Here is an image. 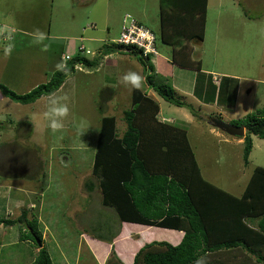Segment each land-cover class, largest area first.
Masks as SVG:
<instances>
[{"label": "rangeland", "instance_id": "374dc122", "mask_svg": "<svg viewBox=\"0 0 264 264\" xmlns=\"http://www.w3.org/2000/svg\"><path fill=\"white\" fill-rule=\"evenodd\" d=\"M234 1L209 0L204 41L192 44V57L201 61L202 70H181L179 72L184 78H169L171 83H182L180 86H184L189 84L187 78L190 77L195 84L192 89L195 90L202 88L195 87L202 83L204 89L199 96L193 90L185 93L176 90L179 96L192 104L194 113L169 104L158 96L147 86L143 67L138 66L140 62L129 54L127 58L122 57L126 54L118 53L116 61L115 52L107 60L103 57L94 68L78 65L54 98L44 97L36 105L25 106V110L15 111L17 114L11 116L6 113L9 121L0 122V129H12H5V138L10 141L0 139V170L5 171L0 172V182L22 183V186L7 189L21 198L25 195L18 190L24 192L23 189L27 187H30L29 191L40 192V196L35 194L34 197L39 206L34 214L41 218V231L47 235L46 247L54 264H85L83 253L89 251L79 244L83 241L81 234L107 238L119 233L118 229L121 231L115 210L102 205L93 164L101 119L115 116L119 133L123 134L126 130L124 111L132 106L134 86L124 82L125 74L138 73L142 77L140 88L161 102L160 121L186 130L201 175L209 184L238 197L237 193L249 183L256 167L264 168V139L252 137L254 147L246 165L244 138L229 136L208 122L212 117L236 125L234 122L264 109V0ZM68 2L71 4L70 0H65L60 6L47 9L38 0H0V45L6 46L4 42L11 34L14 49L8 57H13L17 71L25 69L30 72L24 83L15 85L18 90L43 80L44 76L47 81L45 74L51 65L55 62L58 63L57 67L60 62L63 64L60 55L67 50L68 44H73V48H69L65 55L97 60L108 47L118 44L126 15L137 22V19L143 21L144 27L153 30L156 37L161 31L160 0H95L87 6L78 7V10H73L74 5L71 4L72 9L66 10L62 5ZM28 8L36 16L34 24L26 27L32 32L23 34L7 29L4 21L16 27L17 17L14 15L26 13ZM37 30L44 32L43 39L36 36ZM81 46L85 48L83 53H80ZM171 50V47L158 42L159 52L168 55ZM3 71L0 68V76ZM191 81L189 86H192ZM213 99L216 101L209 103ZM53 101L56 105L66 103L69 108L65 117H55L61 122V127L57 129L50 126L54 118L51 112ZM10 133L13 134L12 138ZM90 181L95 183L92 193L85 187ZM25 183H29V186ZM5 190L2 188L0 191ZM10 201V194H0L1 218L9 219L2 207L10 204ZM23 202L28 204L27 199H23ZM230 205L224 209L225 214L234 213ZM26 209L10 212V219L15 220ZM150 228L152 230L147 234H141L138 226H124L125 234L132 238L122 241L127 245L125 254L130 255L129 248L137 251L155 241L176 245L178 236L175 231ZM10 230L11 235L1 237L3 246L7 239L18 240L24 228L15 225ZM150 235L153 239L149 238ZM112 249L120 258L117 248L112 246ZM103 250L106 252V248L103 247ZM34 258L32 249L21 243L0 250V264H31ZM229 259L234 264L245 260L240 254ZM255 259L254 256L252 261Z\"/></svg>", "mask_w": 264, "mask_h": 264}, {"label": "trees", "instance_id": "16d2710c", "mask_svg": "<svg viewBox=\"0 0 264 264\" xmlns=\"http://www.w3.org/2000/svg\"><path fill=\"white\" fill-rule=\"evenodd\" d=\"M208 3L209 0H160L161 31L156 37L157 44L161 41L172 48L171 62L179 68L202 70L201 61L192 57V44L204 41ZM138 24L144 26L141 21ZM152 33L155 34L153 30ZM108 48L97 60L90 61L79 55L71 57L66 68L60 67L49 82L28 93L18 94L1 82L0 92L15 103L33 104L54 95L76 71L77 64L94 68L105 55L115 52L129 54L140 62L147 86L158 96L194 113L192 104L179 96L171 81L157 73L151 56L145 57L142 50L119 44ZM198 86L202 88L195 90L197 96L204 89L202 83ZM109 98L106 100L110 101ZM131 104L124 111L123 134L119 133L115 116L101 119L93 175L98 179L102 205L114 209L121 224L184 233L177 245L156 241L144 245L133 264H198L202 258L204 264H234L229 257L236 258L239 254L245 259L240 264H264V168L256 167L240 197L209 184L201 175L186 130L160 121L159 103L140 87H133ZM234 123L247 130L244 161L248 165L254 147L252 137L264 139V109ZM85 187L92 193L95 183L90 181ZM229 203L233 214L224 213ZM0 224L24 228L20 232L22 240L26 236L40 246L31 264H54L50 252L43 247L42 223L35 215L29 216V211L23 210L15 220L0 217ZM117 234L94 238L112 244ZM254 256L256 259L252 261ZM105 264L124 263L112 249Z\"/></svg>", "mask_w": 264, "mask_h": 264}, {"label": "crops", "instance_id": "0c3cea01", "mask_svg": "<svg viewBox=\"0 0 264 264\" xmlns=\"http://www.w3.org/2000/svg\"><path fill=\"white\" fill-rule=\"evenodd\" d=\"M38 1L42 2V4L45 5V7L47 9H49V7H53L54 8L55 5H57V7L60 6V4H62V1H65V0H38ZM70 1H71V4L74 5L73 6V10H78L77 9L78 7L87 6V4L90 3V1H95V0H80L82 3L79 0H77V1L70 0ZM233 2L235 3L234 0H233ZM71 4L68 2L67 4H63L62 6H64V8L66 10H68V9H72ZM209 4L210 3H208V8L210 6ZM20 14L21 13H16L14 15V17H17L16 20H17V23H18L17 25L15 24L16 27L9 26L11 24H8V21H4V25L6 24L7 29H12L13 31H15V33L30 34L32 31L27 29L26 27H29L28 24H30V23L34 24V19H35L36 16L34 17L33 11H31V9H29V8L26 11V13H23L21 15ZM219 16H221V12L219 13ZM7 17H8V15H7ZM137 20H139V22L141 21L140 19H137ZM141 22L145 25V23L143 21H141ZM6 26H3V27H6ZM42 33L44 34L43 31H42ZM49 34H50V29H49ZM49 38H50V36H49ZM11 41H9V42H11ZM7 44H8V40H6L4 42V45H7ZM71 47L73 48V44H68L67 50H63L61 52L60 61H63V56L65 54H67L68 49L69 48L71 49ZM4 48H5V46L0 45V68H2V70H4L1 73L0 82H2L4 85L6 84L7 86L10 87V89H12L13 91H16V93H19V94L28 93L32 89L37 87L38 85L49 82V80L51 79L53 73L55 71H57L58 69H60V67H62V65H63L62 62H60V65L57 67L58 63L55 62L54 64L51 65V67L49 69V72L45 74L46 77H47V81H45V76H44L43 80L35 81L34 83L29 84L24 90H18L15 85L17 83H24L25 79L27 78V73H30V72L25 70V69H23L22 71H17L15 69V63L13 62V59H12L13 57H8V55H5ZM171 52H172V50H171ZM171 52L168 55L165 54L166 52H159V55L156 58L153 59V65H154L157 73L159 75L167 78V79H169V78L173 79L175 77L184 78L185 76H183V74L180 73L179 71L186 70V69L179 68L178 66L174 65L171 62V59H170ZM118 55H121V54L118 53ZM112 56L113 55L109 54V55L105 56L104 60H107L109 57H112ZM117 57L118 56H116V53H115V58H117ZM122 57L129 58L127 55H123ZM117 60H118V58L116 59V61ZM2 66H4V67H2ZM138 66L140 68L141 65L138 63ZM8 67L11 68V71H10V68H9V73L6 74V79H7L6 80V79H4V77H5V73L8 70ZM77 68H78V65H77ZM175 71H177V72H175ZM142 72H143V69H142ZM187 79H189V84L188 85L180 86L182 83L181 84H178L176 82L173 83V81H172V85L174 86V88L179 93H181V92L185 93L186 91H189V90H193L192 92L195 93V89H192L194 87V85H195L194 81H191L190 77L187 78ZM15 80H16V83L14 82ZM169 81H170V79H169ZM190 81H191V85L192 86H189L190 85ZM61 88L58 91H60ZM56 93L54 95H52V96H49V98H54ZM186 94H189V93H186ZM149 96L153 97L159 103L160 108H161V102L154 95L153 96L149 95ZM40 100H38L37 102H35L33 104H30V105H22V104L15 103V102L11 101L10 99L4 97L3 94L0 92V122L5 123V122L9 121V118L6 116V113H9L8 114L9 116H11L14 113L17 114L15 111L25 110V106L36 105ZM17 107H19V109ZM25 113H26V111H25ZM4 118H5V120H3ZM10 125L12 126V122L10 123ZM5 129H9L10 130L12 128L11 127L1 128L0 129V139L3 140V141H10L11 139L5 138L6 137L5 135H7V133L5 132ZM10 137L11 138L13 137L12 133H10ZM0 172L5 173V171H3V170H0ZM0 175H1V173H0ZM40 176L42 177V174ZM25 184L29 186V183H25ZM16 185L22 186L23 184L22 183H19V184L11 183L8 180L7 181H3V183L0 182V190L2 188L6 189L5 191H0V194H6L7 193V194H10V196H11L10 204H8L6 207H2V209H4L5 212L7 213V217H9V219H10V217L12 216V214L10 212L17 211V210H19L21 208H24V209L27 208L26 210L30 212V214H31L30 216L35 215L34 211H37V208L39 206L37 205V201L35 200L34 197H35V194L37 196H40L41 195L40 192L32 191V190L29 191L30 187H27V188L23 189L24 192H21V191L18 190V192H20L23 195H25L24 198H21L19 195L16 196L10 190H7V189H9V188H11L13 186L16 188L17 187ZM247 185L243 188L242 191L237 193L238 197L242 196V194L244 193ZM19 188L22 189L21 187H19ZM12 189H14V188H12ZM12 191H14V190H12ZM28 195H30V197ZM23 199H27L28 204L23 202ZM0 209H1V207H0ZM40 219L41 218H39V220ZM40 222L42 223L41 220H40ZM42 225H43V223H42ZM125 225H131V226L140 227L141 230L139 231V233H141V234H147L148 231L152 230V228H150L149 226H143V225L141 226V225H138V224H130V223L123 222L121 224V231H119L117 236L114 238L112 244H110L108 242L100 241V240H98V239H96L94 237H91V236H88V235H85V234H81L80 236H81V239L83 241H82V243H79V244L80 245L83 244L82 246H85L87 248V250L89 251V253L86 252V251L83 253V256H84L85 261H86L85 264H105L107 259L110 256V253H111V250H112V246L113 247L115 246L117 248V252L120 255V258H121V260L123 261L124 264H133L135 255L137 254V252L140 249L137 250V251L136 250L131 251V249L129 248L128 251H129L130 255L125 254L124 248L127 247V245L123 244L122 241L123 240L128 241L129 239H132L130 236L125 234V230H124V226ZM10 228L11 227H6L3 224H0V240H1L0 250H1L2 247H8V246H12V245H17V243H21V244H24L25 247L31 248L32 252L34 254V257L36 258L38 253H39V251H40V246L36 245L30 239L28 240L26 238V236L23 238V239H26V240H22L21 236H19L18 240L17 239H14V240L7 239L6 240L7 242L5 243V246H3V244H2L3 240H2L1 237H3L4 234H5V236L11 235L12 231L10 230ZM165 230H170V229H165ZM174 231L175 230H171L170 232H174ZM174 233H176L177 236H178V239H177V242H176V245H177V244H179L181 242V240H182V238L184 236V233L180 232V231H175ZM149 238L153 239V236L150 235ZM43 239H44L43 247H46L47 235L44 232H43ZM141 245L142 244H139V246H141ZM103 247H104V249L106 248V252L103 250ZM79 249H81V247H79ZM98 252H101V253L98 254ZM35 258H34V260H35ZM34 260H31L30 262L32 263ZM90 261H92V262H90ZM28 262H29V260H28Z\"/></svg>", "mask_w": 264, "mask_h": 264}, {"label": "built area", "instance_id": "2783aa9c", "mask_svg": "<svg viewBox=\"0 0 264 264\" xmlns=\"http://www.w3.org/2000/svg\"><path fill=\"white\" fill-rule=\"evenodd\" d=\"M118 44L137 49L138 51L142 50L145 57L151 56L152 59L159 55L156 36L148 28L139 25L138 22L129 15H126L123 21ZM79 49L80 52H83L85 48L81 46ZM70 59V55L63 56V68L67 67V62Z\"/></svg>", "mask_w": 264, "mask_h": 264}, {"label": "clouds", "instance_id": "9594fccd", "mask_svg": "<svg viewBox=\"0 0 264 264\" xmlns=\"http://www.w3.org/2000/svg\"><path fill=\"white\" fill-rule=\"evenodd\" d=\"M36 36L39 39H43L44 38L43 33H40L38 30H37ZM7 40H9V41L12 40L11 34H9V36L7 37ZM13 48H14V44L9 42L4 48L5 55H11V53L13 51ZM80 53H83V52H80ZM152 61H153V59H152ZM77 65H80V64H77ZM77 65H76V70H77ZM62 68H63V65H62ZM123 80H124V82L131 83L134 87L138 88L141 85L142 77L138 73L132 72V73L125 74L124 77H123ZM52 103H53V107L51 109V112H52V115H53L54 118L51 120L50 126H51L52 129H57V128L61 127V122H60V120L56 119L55 117H60V118L65 117L68 114V112H69V108H68L66 103L65 104H61V105H56L55 101H53ZM246 133H247V130H246ZM198 264H204L203 258L200 261H198Z\"/></svg>", "mask_w": 264, "mask_h": 264}, {"label": "water", "instance_id": "95a60500", "mask_svg": "<svg viewBox=\"0 0 264 264\" xmlns=\"http://www.w3.org/2000/svg\"><path fill=\"white\" fill-rule=\"evenodd\" d=\"M208 122L213 127L221 130L222 132L228 134L229 136L244 138L246 135L245 126H239V125H234L231 123H226L223 120L212 118V117L209 118Z\"/></svg>", "mask_w": 264, "mask_h": 264}]
</instances>
